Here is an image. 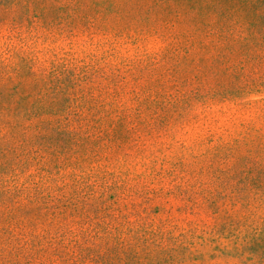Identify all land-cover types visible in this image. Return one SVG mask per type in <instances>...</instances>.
Segmentation results:
<instances>
[{
  "label": "rangeland",
  "instance_id": "obj_1",
  "mask_svg": "<svg viewBox=\"0 0 264 264\" xmlns=\"http://www.w3.org/2000/svg\"><path fill=\"white\" fill-rule=\"evenodd\" d=\"M157 0H0V264H264V59Z\"/></svg>",
  "mask_w": 264,
  "mask_h": 264
},
{
  "label": "trees",
  "instance_id": "obj_2",
  "mask_svg": "<svg viewBox=\"0 0 264 264\" xmlns=\"http://www.w3.org/2000/svg\"><path fill=\"white\" fill-rule=\"evenodd\" d=\"M175 10H189L200 15L208 25L225 29L247 30L244 38L258 48L264 59V0H157Z\"/></svg>",
  "mask_w": 264,
  "mask_h": 264
}]
</instances>
